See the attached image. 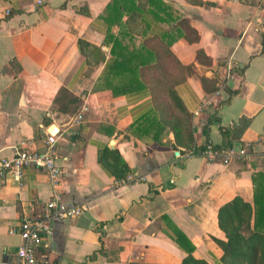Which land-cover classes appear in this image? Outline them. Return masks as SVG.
<instances>
[{
    "label": "crops",
    "instance_id": "1",
    "mask_svg": "<svg viewBox=\"0 0 264 264\" xmlns=\"http://www.w3.org/2000/svg\"><path fill=\"white\" fill-rule=\"evenodd\" d=\"M110 1L0 0V158L10 159L21 144L43 152L52 136L62 200L88 207L49 223L38 262L180 264L190 255L222 264L218 211L236 197L252 205L251 176L262 168L249 158L224 166L198 155L178 159L174 151L245 145L250 158L264 157V0H161L171 9L168 22L137 26L135 46L156 38L148 45L157 48L159 34L175 31L180 19L198 35L169 47L174 62L190 67L173 86L189 122L176 124L172 108L160 107L157 140L130 128L153 108L151 94L113 95L100 78L104 61L92 47L110 56L99 20ZM147 1L136 0L148 21ZM123 30L111 28L114 35ZM79 41L91 47L80 49ZM61 90L77 103L66 105ZM104 146L117 151L126 172L99 162ZM128 174L142 180L116 183ZM53 191L37 168L20 180L0 178V264L20 245L22 217L39 215Z\"/></svg>",
    "mask_w": 264,
    "mask_h": 264
},
{
    "label": "trees",
    "instance_id": "2",
    "mask_svg": "<svg viewBox=\"0 0 264 264\" xmlns=\"http://www.w3.org/2000/svg\"><path fill=\"white\" fill-rule=\"evenodd\" d=\"M185 1L191 4H203L202 0ZM147 5L145 12L148 21L141 17L144 14L143 7L141 8L136 0H111L106 5L103 15L99 16V20L106 28L103 44L109 47L110 56L105 59L100 49L94 47L92 49L96 51V60L104 61L100 78L105 81V85L111 89L113 95L139 94L144 91L151 94L153 108L141 115L130 128H139L142 133H150L152 140H157L159 139L157 134L163 129V122L156 112L160 107H164L165 111H171L172 108L176 115V124L189 122V115L182 107L173 86L176 83L175 79L183 76L185 71L189 72L190 67L174 62L169 47L182 37L189 43L197 42L198 35L185 20L180 19L173 25L177 28L175 31L159 34L157 41H160L161 45L157 48L148 45L156 38H148L147 42L145 39L139 46H135L134 32L139 24L147 29L151 22L157 25L168 22L165 17H169L171 9L167 4L161 0H148ZM113 26L123 27V33L118 32L114 35L111 31ZM82 45L90 46L79 41L80 49ZM202 57L203 52L198 50L196 59L201 61ZM174 70L175 76L171 75ZM61 96L66 100V105L77 103V100L68 96L64 90H61ZM98 159L105 167L112 166L114 170L126 172L117 151L110 150L107 146L100 149ZM251 179L252 205L236 197L218 211V225L225 235V241H217L222 250L220 258L222 264H264V168L254 172ZM180 264L208 263L189 255Z\"/></svg>",
    "mask_w": 264,
    "mask_h": 264
},
{
    "label": "built area",
    "instance_id": "3",
    "mask_svg": "<svg viewBox=\"0 0 264 264\" xmlns=\"http://www.w3.org/2000/svg\"><path fill=\"white\" fill-rule=\"evenodd\" d=\"M40 4V1H37ZM5 11V15H8ZM231 68V67H230ZM81 116L74 117L71 122H79ZM52 136L46 138V148L43 152L27 150L21 144L8 158H0V178L5 174H11L17 179H21L24 172L30 168L41 169L51 178V185L54 189L50 199L43 205L41 213L33 217H22L19 223L20 245L14 252L10 260H5L2 264H39L37 250L42 245L44 235H49V223L70 218H76L88 211L86 203L78 205L66 204L59 192L60 169L55 164V146ZM178 159H189L193 156H200L206 163L219 162L228 166L234 161L250 158L249 148L245 145L235 148L233 146L216 147L212 144H205L200 150L178 148L174 151ZM142 180L128 174L125 179L116 183H132Z\"/></svg>",
    "mask_w": 264,
    "mask_h": 264
},
{
    "label": "rangeland",
    "instance_id": "4",
    "mask_svg": "<svg viewBox=\"0 0 264 264\" xmlns=\"http://www.w3.org/2000/svg\"><path fill=\"white\" fill-rule=\"evenodd\" d=\"M248 161H251V163L254 165V166H257V167H260V168H264V157H251L249 158Z\"/></svg>",
    "mask_w": 264,
    "mask_h": 264
},
{
    "label": "water",
    "instance_id": "5",
    "mask_svg": "<svg viewBox=\"0 0 264 264\" xmlns=\"http://www.w3.org/2000/svg\"><path fill=\"white\" fill-rule=\"evenodd\" d=\"M110 145L112 146V142L110 143Z\"/></svg>",
    "mask_w": 264,
    "mask_h": 264
}]
</instances>
